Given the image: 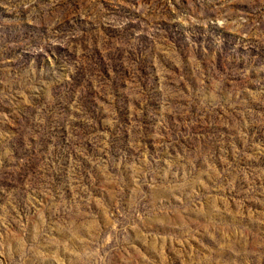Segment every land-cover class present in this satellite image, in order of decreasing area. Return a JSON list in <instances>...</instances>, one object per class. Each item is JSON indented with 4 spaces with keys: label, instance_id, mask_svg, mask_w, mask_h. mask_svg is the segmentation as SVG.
<instances>
[{
    "label": "rangeland",
    "instance_id": "obj_1",
    "mask_svg": "<svg viewBox=\"0 0 264 264\" xmlns=\"http://www.w3.org/2000/svg\"><path fill=\"white\" fill-rule=\"evenodd\" d=\"M0 264H264V0H0Z\"/></svg>",
    "mask_w": 264,
    "mask_h": 264
},
{
    "label": "water",
    "instance_id": "obj_2",
    "mask_svg": "<svg viewBox=\"0 0 264 264\" xmlns=\"http://www.w3.org/2000/svg\"><path fill=\"white\" fill-rule=\"evenodd\" d=\"M209 214H210V211H209ZM209 214H208V215H209Z\"/></svg>",
    "mask_w": 264,
    "mask_h": 264
}]
</instances>
